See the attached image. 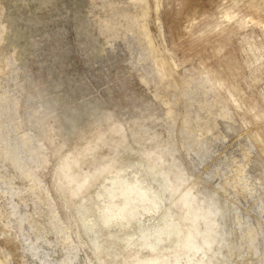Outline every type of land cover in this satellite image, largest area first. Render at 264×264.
Segmentation results:
<instances>
[{
	"label": "rangeland",
	"instance_id": "obj_1",
	"mask_svg": "<svg viewBox=\"0 0 264 264\" xmlns=\"http://www.w3.org/2000/svg\"><path fill=\"white\" fill-rule=\"evenodd\" d=\"M135 168L161 210L87 228ZM166 207L156 264H264V0H0V264H147Z\"/></svg>",
	"mask_w": 264,
	"mask_h": 264
},
{
	"label": "bare ground",
	"instance_id": "obj_2",
	"mask_svg": "<svg viewBox=\"0 0 264 264\" xmlns=\"http://www.w3.org/2000/svg\"><path fill=\"white\" fill-rule=\"evenodd\" d=\"M151 184L152 183L144 180L140 176L139 171L136 168L131 172H128L127 169L115 172L111 178L108 179L107 184L103 186L101 191L96 193L97 198L93 205L96 212L94 218L91 219L89 216L84 214L81 220L89 229L98 224V222L108 229L117 228V230L121 232L129 229L133 223H140L141 218L144 217L145 214L154 216L161 210V205L164 202L163 191L169 189V183L163 179L159 184L160 188H155ZM168 200L170 201V199ZM169 207L164 209L163 215L161 216V219L163 220L162 225L153 224L144 230L142 229L144 226L139 225L140 229L139 231L137 230L139 232L138 237L142 239V245L146 246L148 250L155 253V256L149 257L147 264H156L161 260V258L158 257V255H161L158 253V243L174 239V241L176 240L175 242L178 244V238L182 236L181 233L183 228L181 227V224L173 217L172 214L165 211H168ZM149 228H152V230H149ZM110 234L112 233L110 232ZM134 235H137V232L131 235L127 233L124 238L125 243L129 244L132 240V236ZM149 238H153L154 242L148 241ZM93 239L96 241L95 237ZM130 244L137 243L133 241ZM186 248H188V246ZM74 258L76 259L75 253L71 257L67 256L65 263L71 264L72 261L75 260ZM42 263L48 264L47 262Z\"/></svg>",
	"mask_w": 264,
	"mask_h": 264
}]
</instances>
